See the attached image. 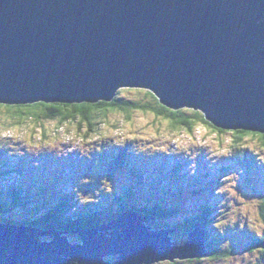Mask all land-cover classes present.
Masks as SVG:
<instances>
[{
	"label": "water",
	"instance_id": "water-1",
	"mask_svg": "<svg viewBox=\"0 0 264 264\" xmlns=\"http://www.w3.org/2000/svg\"><path fill=\"white\" fill-rule=\"evenodd\" d=\"M127 87L201 111L216 128L264 134V0H0V104L96 103ZM149 217L127 209L71 231L0 221V264L209 253L200 223L179 244L174 227L152 230ZM69 232L82 242H68Z\"/></svg>",
	"mask_w": 264,
	"mask_h": 264
},
{
	"label": "rangeland",
	"instance_id": "rangeland-1",
	"mask_svg": "<svg viewBox=\"0 0 264 264\" xmlns=\"http://www.w3.org/2000/svg\"><path fill=\"white\" fill-rule=\"evenodd\" d=\"M144 90L118 91L119 96L145 99ZM9 121L0 117V152L14 162L8 167L25 171L35 183L49 184L51 192L67 194L72 210L104 201L112 213L118 212L121 205L113 195L135 184L134 198L127 205L135 202L134 207L141 208L160 201L159 205L168 207L169 217L145 221L152 230L164 222L201 221L208 255L154 264H264V249L253 246L264 235V146L256 136L239 138L233 131L218 133L202 124L192 131L173 129L167 119L139 111L128 119L110 114L98 133L86 138L75 123L42 119L37 124L28 121L9 127ZM122 145L146 180L140 182L124 173L106 175L100 151ZM15 178L0 182H16ZM25 215L22 210H9L0 216L22 221ZM174 234L172 240L179 244L187 239L182 236L180 241ZM65 235L68 242H82L78 233Z\"/></svg>",
	"mask_w": 264,
	"mask_h": 264
},
{
	"label": "trees",
	"instance_id": "trees-1",
	"mask_svg": "<svg viewBox=\"0 0 264 264\" xmlns=\"http://www.w3.org/2000/svg\"><path fill=\"white\" fill-rule=\"evenodd\" d=\"M144 95L148 98H127L119 96V91H117L112 100H101L96 103L63 104L36 102L18 105L0 104V117L10 120L9 127L23 125L28 121H33L37 124L42 119H56L61 125L66 122L75 123L77 131L81 132L84 138L98 133L100 124L110 114L120 113L128 119L134 111L148 112L156 118L167 119L170 122V127L173 129L192 131L197 124H202L218 133L232 131L214 127L205 120L200 111L190 108L178 110L167 108L161 105L157 97L149 90H144ZM233 132L239 134V138L247 135L256 136L260 144L264 146V134L242 130H235ZM129 152L123 148V145L118 147L117 150L108 148L105 151H100L99 158L103 161V167L107 176L115 177L117 173H124L130 178L140 180V182L144 180L141 168L134 163H130ZM10 163L14 164L13 161H9L0 152V180L2 178H12V175L16 176L14 179L16 182L11 181V179L4 181L6 183L0 182V215L2 212L5 214L9 210H22L27 214L22 222L29 225L31 224L42 229L71 231L77 228L98 226L116 218L120 212L127 209H133L150 217L162 216L163 218H167L169 217L167 215H170L168 207L165 208V206L159 205L160 201L151 206L145 205L141 208L134 207L136 205L135 202H132V205L129 204L130 206L127 205L134 198L136 188L138 187L135 184L128 185L113 195L115 201H118L121 205L118 212L112 213L111 206L104 201L88 203L83 208L78 207L72 210L70 197L67 194H56V189H54V192H51L49 184L41 185L38 182L35 183L31 177H28L25 171L9 168L8 165ZM20 165L23 168V164L16 163L17 167H20ZM261 213L264 217V200L262 202ZM0 221L18 223L16 220H9L1 216ZM200 222L199 219L193 221L183 220L177 224L164 222L160 228L174 227V233H176L174 237H180V240L182 236L188 235L193 225ZM263 239L264 235L255 239V242L258 243ZM115 258L106 257L108 260H114Z\"/></svg>",
	"mask_w": 264,
	"mask_h": 264
},
{
	"label": "clouds",
	"instance_id": "clouds-1",
	"mask_svg": "<svg viewBox=\"0 0 264 264\" xmlns=\"http://www.w3.org/2000/svg\"><path fill=\"white\" fill-rule=\"evenodd\" d=\"M144 180H146V179H144ZM131 210H133V209H131ZM26 216V215H25ZM23 220V219H22ZM2 222H9V223H13V224H24L25 222H22V221H17L18 223H16V222H10V221H2ZM25 224H27V223H25ZM200 224H201V222H200ZM203 229V228H202ZM204 231V230H203ZM204 233H205V231H204ZM183 243V242H182ZM205 244H206V246H207V243H206V235H205ZM207 250H208V247H207Z\"/></svg>",
	"mask_w": 264,
	"mask_h": 264
},
{
	"label": "flooded vegetation",
	"instance_id": "flooded-vegetation-1",
	"mask_svg": "<svg viewBox=\"0 0 264 264\" xmlns=\"http://www.w3.org/2000/svg\"><path fill=\"white\" fill-rule=\"evenodd\" d=\"M208 254H209V253H208ZM208 254H207V255H208ZM199 258H200V257H199ZM190 260H191V259H190Z\"/></svg>",
	"mask_w": 264,
	"mask_h": 264
},
{
	"label": "snow or ice",
	"instance_id": "snow-or-ice-1",
	"mask_svg": "<svg viewBox=\"0 0 264 264\" xmlns=\"http://www.w3.org/2000/svg\"><path fill=\"white\" fill-rule=\"evenodd\" d=\"M5 107H6V105H5Z\"/></svg>",
	"mask_w": 264,
	"mask_h": 264
},
{
	"label": "bare ground",
	"instance_id": "bare-ground-1",
	"mask_svg": "<svg viewBox=\"0 0 264 264\" xmlns=\"http://www.w3.org/2000/svg\"><path fill=\"white\" fill-rule=\"evenodd\" d=\"M32 226V225H31Z\"/></svg>",
	"mask_w": 264,
	"mask_h": 264
}]
</instances>
